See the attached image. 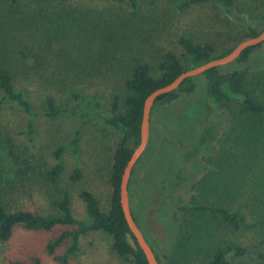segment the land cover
Listing matches in <instances>:
<instances>
[{
	"label": "trees",
	"instance_id": "1",
	"mask_svg": "<svg viewBox=\"0 0 264 264\" xmlns=\"http://www.w3.org/2000/svg\"><path fill=\"white\" fill-rule=\"evenodd\" d=\"M127 1L130 11L103 22L109 27H117L116 29L120 31L130 28L133 22L139 20L140 14L138 0ZM173 1L176 2L175 8L180 12L192 6L216 3L224 14L234 17L233 0ZM70 2L71 0H0V28L4 31L11 29L18 31L20 33L16 37L18 40L21 38L20 35L36 36L38 33V38H32L50 45L57 41L55 36L58 33L88 26L93 20L90 13L68 6ZM261 31L257 32L251 28L238 38L228 35L218 43L198 44L187 37H180L177 44L181 47L182 53L178 56L173 52L165 53L156 69L145 63H134L123 80V93L115 95L109 102L107 116L91 115L119 134L108 179L111 189L108 211L101 209L100 201L89 191L80 194L89 217L87 223L74 219L70 195L66 192L60 198L50 201L51 207L58 212L55 215L10 210L0 202V241H8L18 226L27 231L45 232H50L56 227L75 226L74 230L63 231L47 244L46 252L52 256L57 247L67 240L70 241L64 255L55 257L57 262L66 263L69 257L76 254L81 236L90 232H101L111 238V249L120 259L133 264H148L126 224L119 196L123 170L140 142L144 101L153 91L168 85L181 73L228 55L241 41L255 37ZM6 33L9 34V31ZM29 41L31 40H26ZM20 43L18 41L16 44H4L0 40V93L3 100L30 114L28 92L20 85L22 81L15 73L17 62L7 58L17 53L19 59L23 61L28 56V48L24 46L25 49L22 50ZM262 44L245 49L233 64L240 66L246 64L254 50ZM199 81L211 107L215 110V119L220 122L216 127V134H219L217 131H223L220 139H217L218 150L214 152V159L211 160L210 173L213 175H206L200 182L192 175L199 164L196 167L192 166L194 169L187 177L181 176L183 169L181 159L184 156L191 157L192 151L196 150L203 154L209 153L211 140L208 138V129H203L199 135L194 136L189 146L177 149L173 142H178L179 145L183 143L182 138L188 133V127L191 128L195 124V113L182 112L176 115L169 113L168 116L165 115L167 124H159L158 121L163 117L164 111L174 107L182 97L195 94L200 87ZM263 93L264 70L250 73L243 68L220 67L211 68L200 76L185 79L176 90L155 99L149 122L160 126L159 128L157 126L158 133L151 139L154 144L160 143L162 151L159 154L162 158L157 159L145 178L142 180L138 178V185L131 195L130 186L132 178L137 174V167L142 165L144 163L142 160L151 153V147L146 148L132 168L128 195L132 218L142 233L144 231L137 216L141 215L144 208L151 207L158 210L155 213L158 217L156 222L164 234L170 237L172 231L175 233L174 239L168 240V251L163 253L161 259L143 233L158 264H193L197 259L203 260L204 264H234L236 260L237 264H264V101L259 97V94ZM73 97L77 100L79 96L73 94ZM43 107L44 117L58 116L59 111L51 96L44 97ZM208 123L211 126L212 122ZM31 127L32 124L29 123L30 132ZM166 127L170 129L169 134L164 131ZM60 151L61 148L54 151L57 163L48 172L52 182H55L56 177L62 172L59 163ZM164 160L170 161L172 171L163 170L160 166ZM18 163L16 161L15 165ZM23 163L25 168L19 172L21 175L28 168L26 162ZM144 166L140 171L145 169ZM71 179L73 181L79 179L78 170L74 171ZM188 184L187 201L179 199L172 203L165 198V191L170 187L177 190ZM241 184H243L241 192L245 193V196L243 200L238 201L236 195ZM172 213L176 215V223ZM243 231L249 234L257 245L256 253L249 258L246 247L224 240L226 238L224 233Z\"/></svg>",
	"mask_w": 264,
	"mask_h": 264
},
{
	"label": "rangeland",
	"instance_id": "2",
	"mask_svg": "<svg viewBox=\"0 0 264 264\" xmlns=\"http://www.w3.org/2000/svg\"><path fill=\"white\" fill-rule=\"evenodd\" d=\"M127 4V0H71L68 6L90 13L93 20L88 26L58 33L55 36L57 41L50 45L34 39L39 37L38 33L36 36L20 35L18 40V31L0 28L2 43L16 44L19 41L21 49L24 50L26 46L29 52L23 61L17 53L7 58L17 62L15 73L22 81L20 85L28 92L30 114L3 100L0 93V202L10 210L55 215L58 212L51 207L50 201L66 192L70 195L74 219L87 223L89 217L80 194L89 191L98 198L101 209L108 211L111 193L108 179L119 134L91 115L107 116L109 102L115 95L123 93V80L131 66L139 62L156 69L165 53L180 55L182 49L177 44L180 37H187L198 44L218 43L228 35L238 38L248 29L257 32L264 29V0H233L234 17L224 14L216 3L192 6L180 12L173 0H138L139 20L133 22L130 28L120 31L103 22L125 15L126 11H130ZM225 67L243 68L250 73L262 72L264 44L254 50L246 64L240 66L231 63ZM200 82L195 94L182 97L174 107L164 111L161 120L158 119L159 124H167L165 115L169 113H195V124L188 127V133L182 138L183 143L179 145L173 142L177 149L189 146L194 136L208 129L211 140L209 153L196 150L192 151L191 157L181 159V176L184 178L199 164L192 173L199 182L206 175H213L210 173L211 160L218 150L217 139L223 133L221 130L216 134L220 122L215 119V110ZM73 94L79 96L77 100ZM48 95L53 98L59 111L55 118L43 116V99ZM259 97L264 101V93ZM208 122H212L211 126ZM29 123L32 124V132L28 128ZM159 124L149 122L147 147H151V153L137 167V174L130 186L131 195L138 185V178H145L157 159L162 158L159 154L162 151L160 143L154 144L151 139L158 133ZM164 131L169 134V127ZM57 148H61L59 163L62 172L52 182L48 172L56 166L54 151ZM165 160L161 161L160 166L163 170L172 171L171 159L169 162ZM16 161L19 163L15 165ZM23 162L28 168L21 175L19 172L25 168ZM142 166L145 169L140 171ZM75 170L79 171L77 181L71 179ZM242 187L243 184L237 191L238 201L245 196L241 192ZM188 190L189 184L177 190L170 187L165 191V198L172 203L179 199L187 201ZM157 211L152 207L144 208L137 218L149 244L161 259L163 253L168 251V240H173L175 233L172 231L170 237L164 234L156 222ZM172 216L176 223V215L172 213ZM74 229L75 226H64L45 232L27 231L18 226L8 241H0V264H133L120 259L111 249V238L101 232L81 236L76 254L69 257L66 263L57 262L55 257L64 255L70 241L57 247L52 256L46 252L47 244L63 231ZM224 237L226 241L246 247L247 258L256 253L257 245L246 232H228L224 233ZM193 264L204 262L197 259ZM234 264H237V260Z\"/></svg>",
	"mask_w": 264,
	"mask_h": 264
},
{
	"label": "water",
	"instance_id": "3",
	"mask_svg": "<svg viewBox=\"0 0 264 264\" xmlns=\"http://www.w3.org/2000/svg\"><path fill=\"white\" fill-rule=\"evenodd\" d=\"M264 42V29L255 37L245 39L241 41L236 47L226 56L214 59L210 62H207L203 65L197 66L193 69L187 70L177 76L171 83L165 85L161 88L156 89L144 101L143 111H142V121L140 126V142L139 145L133 150L121 176L120 188H119V196H120V206L123 212L124 219L126 224L136 239V242L139 248L142 250L148 264H158L155 255L147 243L143 233L138 228L136 223L134 222L131 212H130V204H129V195H128V183L131 176L132 168L135 166L137 161L141 158L143 153L145 152L148 139H149V118L151 108L156 98L162 96L164 94H168L176 90L181 82L188 78H194L200 76L205 71L211 68H220L225 67L231 63H233L239 55L247 48L260 45Z\"/></svg>",
	"mask_w": 264,
	"mask_h": 264
}]
</instances>
